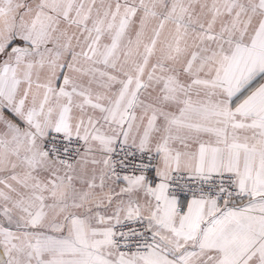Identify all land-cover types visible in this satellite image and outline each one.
<instances>
[{
    "label": "snow or ice",
    "instance_id": "snow-or-ice-1",
    "mask_svg": "<svg viewBox=\"0 0 264 264\" xmlns=\"http://www.w3.org/2000/svg\"><path fill=\"white\" fill-rule=\"evenodd\" d=\"M0 264H264V0H0Z\"/></svg>",
    "mask_w": 264,
    "mask_h": 264
}]
</instances>
